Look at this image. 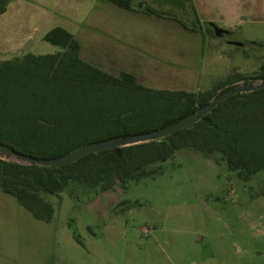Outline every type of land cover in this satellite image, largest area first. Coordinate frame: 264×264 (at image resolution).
Here are the masks:
<instances>
[{"label": "rangeland", "instance_id": "rangeland-1", "mask_svg": "<svg viewBox=\"0 0 264 264\" xmlns=\"http://www.w3.org/2000/svg\"><path fill=\"white\" fill-rule=\"evenodd\" d=\"M245 9H232L233 33L217 36L212 17L202 16L203 43L194 39L189 47L175 39L179 33L172 37L180 50L188 47V65H202L195 91L264 65V13L256 18ZM4 25L0 19L1 31ZM4 41L0 60L58 50L40 41ZM219 159L183 149L162 161L159 172L124 187L69 183L44 194L54 207L51 221L35 218L0 188V264H264V172L243 180Z\"/></svg>", "mask_w": 264, "mask_h": 264}, {"label": "trees", "instance_id": "trees-1", "mask_svg": "<svg viewBox=\"0 0 264 264\" xmlns=\"http://www.w3.org/2000/svg\"><path fill=\"white\" fill-rule=\"evenodd\" d=\"M9 0H0V15ZM126 9L164 15L133 0H109ZM44 40L58 48L0 60V144L43 159L116 137L151 132L194 113L219 93L243 81H264V65L247 76L234 73L205 91L155 89L121 72L115 76L83 60L75 35L62 27ZM183 149L219 155L243 180L264 172V88L237 93L197 123L162 138L91 153L60 167L20 163L0 152V188L35 218L51 221L54 207L44 194L67 184L108 190L161 170V162Z\"/></svg>", "mask_w": 264, "mask_h": 264}, {"label": "crops", "instance_id": "crops-1", "mask_svg": "<svg viewBox=\"0 0 264 264\" xmlns=\"http://www.w3.org/2000/svg\"><path fill=\"white\" fill-rule=\"evenodd\" d=\"M135 1L164 15L122 8L109 0H9L0 15L5 23L0 40L45 44L46 33L62 27L79 41L81 58L107 73L128 72L150 88L198 92L193 87H199L202 65H188V47L180 50L172 37L179 33L175 39L181 37L190 47L194 39L205 41V31L197 25L202 16L212 17L207 21L226 34L237 26L232 9L241 5L247 15L258 14L256 18L264 13V0H212L221 16L210 11L209 0Z\"/></svg>", "mask_w": 264, "mask_h": 264}, {"label": "water", "instance_id": "water-1", "mask_svg": "<svg viewBox=\"0 0 264 264\" xmlns=\"http://www.w3.org/2000/svg\"><path fill=\"white\" fill-rule=\"evenodd\" d=\"M216 35H221L223 31L215 27ZM239 44V43H237ZM264 88V81L259 80V82H253L250 84H239L231 89H227L211 99L207 104L199 107L194 113L189 114L176 122L169 124L165 127L153 130L147 133L134 134L125 137H116L108 140H103L99 142H91L78 147L77 149L68 152L67 154L50 159L36 158L28 156L15 151L3 144H0V152L4 156L14 158V161L38 165V166H51L60 167L80 160L81 158L91 154L100 152L103 150L114 149L119 147L131 146L135 144L161 140L162 138L176 132L179 129L185 128L187 126L193 125L201 120L205 115L211 112L220 102L223 100L237 94L255 91L257 89Z\"/></svg>", "mask_w": 264, "mask_h": 264}]
</instances>
